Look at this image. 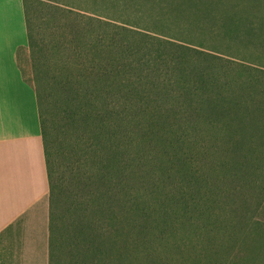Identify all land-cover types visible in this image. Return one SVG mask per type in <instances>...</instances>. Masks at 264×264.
Instances as JSON below:
<instances>
[{"label":"trees","instance_id":"obj_1","mask_svg":"<svg viewBox=\"0 0 264 264\" xmlns=\"http://www.w3.org/2000/svg\"><path fill=\"white\" fill-rule=\"evenodd\" d=\"M23 4L29 74L22 66L24 51L19 62L37 98L49 181L50 264L56 233L64 227L81 249L77 264H138L129 258L132 227L137 219V226L151 225L146 189L170 173L132 151L138 105L150 118H159L153 110L162 114L163 104L174 106L173 116L161 115L172 128L169 137L155 126L142 132L137 127V136L142 145L164 141L173 150H189L179 158L192 162L179 190L198 209H185L183 218L202 223V231L225 227L226 242L237 237L242 247L261 254L264 18L254 9L246 19L238 9L223 18L210 0ZM121 33L130 38H118ZM127 50L129 56L120 55ZM204 191L207 203L200 198ZM160 196L152 199L160 203ZM212 197L222 202L223 215L208 212ZM218 235L208 231V240Z\"/></svg>","mask_w":264,"mask_h":264},{"label":"crops","instance_id":"obj_2","mask_svg":"<svg viewBox=\"0 0 264 264\" xmlns=\"http://www.w3.org/2000/svg\"><path fill=\"white\" fill-rule=\"evenodd\" d=\"M23 49V0H0V264H50L49 181Z\"/></svg>","mask_w":264,"mask_h":264},{"label":"rangeland","instance_id":"obj_3","mask_svg":"<svg viewBox=\"0 0 264 264\" xmlns=\"http://www.w3.org/2000/svg\"><path fill=\"white\" fill-rule=\"evenodd\" d=\"M216 6V11L220 16L225 18L226 12L238 9L242 12L244 19L250 17L248 15V9H254L257 12V16L264 18V0H210ZM235 7V8H234ZM79 23V19H76ZM78 25V24H77ZM70 32V30H69ZM71 34V32H70ZM126 40L130 38V35L121 33V36H117ZM121 49V48H120ZM125 50V49H124ZM121 56H129V52L124 51L120 53ZM30 55L25 51L23 53L22 66L26 70V74L31 71ZM261 67L260 65H254ZM264 68V67H263ZM95 78L90 81L93 82ZM93 85V84H92ZM134 101L136 98H134ZM162 114L153 113L159 118L144 116V111L140 110L141 107L138 105L134 109V119L132 128V135L130 137L132 143V151H141L142 154L149 156L158 165H165L170 170L169 175L159 185L153 188L146 189L147 200L152 205L151 209L147 210L146 217L151 223L148 227L137 226L136 224L131 231V237L128 239L129 244V258L134 263L142 264L144 260L154 261L158 264H232L237 261L236 264H264V249L261 250V254L253 253L248 245L242 247L241 239L233 237L230 243L226 242L223 237L222 227L219 231H214L209 227L206 231L198 229L202 223H197L192 219V223H188L187 218H183L185 215L184 210L192 211V213L198 209L192 202H184L182 194L180 193L179 187L184 183L183 178L185 177L184 169L189 168L191 161L182 164L180 161L181 153L185 155V150L189 152L185 147L182 150L179 149L178 145H175L174 150L170 147L168 142L158 141L152 144L142 145V140L137 136V127L142 130L145 127L150 131L151 127L161 128L164 136H170L169 132L172 128L168 125L164 118L173 116L174 106L172 104H163ZM166 108V110H164ZM136 110V111H135ZM50 119L55 118L54 110L49 107ZM151 114V112H148ZM170 124L173 123L171 118ZM136 127V128H135ZM168 134V135H167ZM157 143V144H156ZM156 144V145H155ZM177 144V143H176ZM169 146V147H167ZM139 147L141 149H139ZM163 154H171V156H161ZM161 158V159H160ZM162 158L165 160L161 161ZM194 168V166L192 165ZM60 172V169L59 171ZM145 193V192H144ZM205 191L200 195L201 199H206L205 203L208 202L209 198H205ZM208 197L211 198V194L207 192ZM152 195L160 196V203L152 199ZM215 198L212 197V202L208 207L210 214H224V206L222 202H215ZM168 202V203H167ZM168 204V206H167ZM172 206L174 209H170ZM216 206L220 209L216 210ZM165 209H169L171 213H164ZM168 212V211H167ZM220 216V215H218ZM192 218V215L190 216ZM260 218H264V209L260 212ZM225 225V224H224ZM137 226V227H136ZM130 228V227H129ZM59 228L56 233L57 241L54 242V255L52 264H77L76 257L79 255L82 258L81 249L75 248V243L71 237L72 230ZM209 236L219 232L218 240H208ZM206 233V236H205ZM221 235V237H220ZM55 237V238H56ZM258 250V249H256ZM255 251V250H254ZM215 260V261H214Z\"/></svg>","mask_w":264,"mask_h":264}]
</instances>
